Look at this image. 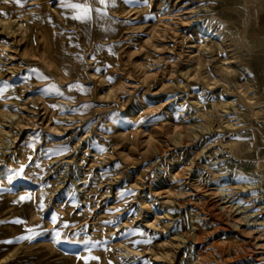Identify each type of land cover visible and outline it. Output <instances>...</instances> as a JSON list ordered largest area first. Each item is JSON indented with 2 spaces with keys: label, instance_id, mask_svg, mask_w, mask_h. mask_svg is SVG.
Instances as JSON below:
<instances>
[{
  "label": "rangeland",
  "instance_id": "374dc122",
  "mask_svg": "<svg viewBox=\"0 0 264 264\" xmlns=\"http://www.w3.org/2000/svg\"><path fill=\"white\" fill-rule=\"evenodd\" d=\"M88 3L82 21L61 0H0V111L18 122L0 116L16 137L0 155V259L14 254L0 264H85L86 249L87 264H264L260 2ZM215 28L229 53L206 40Z\"/></svg>",
  "mask_w": 264,
  "mask_h": 264
},
{
  "label": "bare ground",
  "instance_id": "6f19581e",
  "mask_svg": "<svg viewBox=\"0 0 264 264\" xmlns=\"http://www.w3.org/2000/svg\"><path fill=\"white\" fill-rule=\"evenodd\" d=\"M256 1L257 2H263L264 0H256ZM157 9H158V11L160 10L159 16H161L163 18L171 15L170 7H165L164 4L161 1H158V3H157ZM181 10H182L181 8L178 9V12L176 13V15H180L181 14ZM172 18H174V17H172ZM179 19L181 20V18H179ZM0 21H4V20L0 18ZM189 23H194L195 31H197V32L204 29V25L203 24L201 25L200 23H198V18L192 19L191 22H189ZM163 24H165L164 21L162 22V27H163ZM22 26H23L22 23L16 22L14 24V26L8 27V28H6V30L9 31V33H10V31L13 32L15 30H21V28H23ZM163 28H161V29H163ZM206 36H207V39L206 40L215 39V41H213L214 44H212V43H210V44H212L213 46H218V47H221L222 46L226 50L227 53H229L230 51L233 50V48H232L233 46H237V43H236V41L234 39V36H230L229 37V34L228 33L222 31L219 28H215L214 31H210L209 33H207ZM237 57H238V55L235 52H232V53L228 54V58H229L228 61L231 62V63H234V62H236V59L235 58H237ZM230 103H232V100H227L226 102L221 103V105L219 107H220V109L226 111L227 110V105H229ZM245 103L247 105H251V104L254 105L251 101H248V100H246ZM0 116L1 117H4V118H7V121L11 122L12 125H14V124L17 125L18 124L17 119L11 118V116H12L11 113L6 115L5 112L0 111ZM227 123L230 126H233V124L230 123L229 121ZM7 133H8V131L3 130L2 127H1V124H0V142H1V153H0V155H2L5 152V147L8 144H10V143L7 142V141H9V139H7V138H11V137H13V139L16 138L15 135H14V133L12 135L10 134L11 137L10 136L5 137V135ZM178 172H179V170L176 171V172H174L172 175H174V177H175V176L178 175ZM85 190H87V189H85ZM13 255H14L13 253L8 254L7 256L4 255L5 257H3L2 259H0V262L3 261V260H5V259H7V258H9V257H11V256H13Z\"/></svg>",
  "mask_w": 264,
  "mask_h": 264
},
{
  "label": "snow or ice",
  "instance_id": "6c2138e0",
  "mask_svg": "<svg viewBox=\"0 0 264 264\" xmlns=\"http://www.w3.org/2000/svg\"><path fill=\"white\" fill-rule=\"evenodd\" d=\"M110 2V0H98V3L102 6V7H98L95 9V12L97 14H100V15H104L106 14V10H107V5L108 3ZM146 2V0H145ZM15 3L16 4H22L23 3V0H15ZM61 6L64 7V8H70V9H73V18L76 19V20H91L92 19V14H93V7L91 6L90 3H88V0H84L83 3L81 2H73V0H61ZM0 13H3V10H0ZM3 14H6V13H3ZM37 75H38V78H41V79H44V80H48L49 77L48 76H45L43 73H41L38 69L35 70ZM109 79H112L111 77H109ZM69 88H79L80 90H83V86L79 84V82H76L74 84H69L68 85ZM48 90H53V91H56V92H60V89L59 87L55 84V83H51L49 85H47L45 87V91L47 92ZM3 89H0V92H2ZM103 150V149H101ZM11 179V178H10ZM240 179H246V177H240ZM30 195H23L20 197V200H26V199H30ZM43 206V203L41 202V207ZM53 221H55L56 217L53 216ZM16 223H22V224H25L26 225V222L17 218ZM27 227V226H26ZM37 227V226H33V227H30V228H27V232H28V235L26 237H19V239H24V238H27V239H31L34 235H36V232L34 231V228ZM56 239H60V233L59 232H56ZM86 255H83V256H78L77 258L78 259H81L85 262V264H87V262L89 260H95V259H99V257H95L92 255L91 253V249H86Z\"/></svg>",
  "mask_w": 264,
  "mask_h": 264
},
{
  "label": "crops",
  "instance_id": "0c3cea01",
  "mask_svg": "<svg viewBox=\"0 0 264 264\" xmlns=\"http://www.w3.org/2000/svg\"><path fill=\"white\" fill-rule=\"evenodd\" d=\"M256 27L264 32V1L256 5L255 10Z\"/></svg>",
  "mask_w": 264,
  "mask_h": 264
}]
</instances>
